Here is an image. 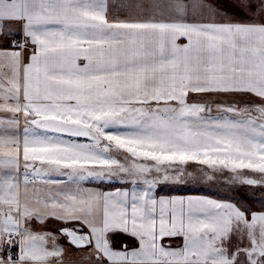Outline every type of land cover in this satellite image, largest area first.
Here are the masks:
<instances>
[{
  "label": "snow or ice",
  "instance_id": "6c2138e0",
  "mask_svg": "<svg viewBox=\"0 0 264 264\" xmlns=\"http://www.w3.org/2000/svg\"><path fill=\"white\" fill-rule=\"evenodd\" d=\"M221 179L264 193V0H0V264H264V201L156 194Z\"/></svg>",
  "mask_w": 264,
  "mask_h": 264
},
{
  "label": "rangeland",
  "instance_id": "374dc122",
  "mask_svg": "<svg viewBox=\"0 0 264 264\" xmlns=\"http://www.w3.org/2000/svg\"><path fill=\"white\" fill-rule=\"evenodd\" d=\"M180 187L185 189H190V191H179L180 193L205 192L217 197H224L225 195L227 196L235 195L237 199H239V197L241 196H244L246 197V199L240 201V203L242 204V206H246L253 210L259 209L261 207L260 203H254L253 200L264 201V193L260 192L259 190L251 189V188H239L237 186L235 190L230 191L229 186L223 184L222 179L215 183H208L203 180L199 182L189 181L188 184ZM253 192H255V196L252 195Z\"/></svg>",
  "mask_w": 264,
  "mask_h": 264
},
{
  "label": "crops",
  "instance_id": "0c3cea01",
  "mask_svg": "<svg viewBox=\"0 0 264 264\" xmlns=\"http://www.w3.org/2000/svg\"><path fill=\"white\" fill-rule=\"evenodd\" d=\"M85 187H88V188H99L100 190H103V191H111V190H114L115 187H120V188L129 187L130 188V185L118 184V185H114V186H108L106 184L97 185L95 183H87V184H85ZM156 194L158 196L159 195H208L210 198H216V199L223 198V197H217V196H214L212 194L205 193V192H185V193H180V192H168L167 189H164V190L158 189ZM256 210H258V209H256ZM48 227L54 230V226L53 225L50 224V225H48ZM61 243H65V242L61 241ZM72 256H76L77 259L79 258L78 254L73 253L71 250H69L68 251V255L65 257V259H69Z\"/></svg>",
  "mask_w": 264,
  "mask_h": 264
}]
</instances>
